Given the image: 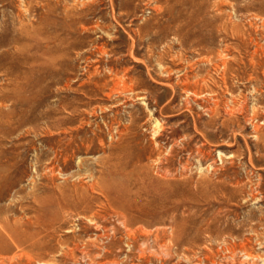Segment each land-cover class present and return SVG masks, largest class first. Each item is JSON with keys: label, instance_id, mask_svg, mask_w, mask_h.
Masks as SVG:
<instances>
[{"label": "rangeland", "instance_id": "obj_1", "mask_svg": "<svg viewBox=\"0 0 264 264\" xmlns=\"http://www.w3.org/2000/svg\"><path fill=\"white\" fill-rule=\"evenodd\" d=\"M0 264H264V0H0Z\"/></svg>", "mask_w": 264, "mask_h": 264}]
</instances>
